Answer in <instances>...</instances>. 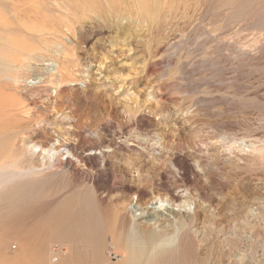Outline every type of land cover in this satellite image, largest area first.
Here are the masks:
<instances>
[{
	"label": "rangeland",
	"instance_id": "374dc122",
	"mask_svg": "<svg viewBox=\"0 0 264 264\" xmlns=\"http://www.w3.org/2000/svg\"><path fill=\"white\" fill-rule=\"evenodd\" d=\"M151 231L153 264H264V0H0V264Z\"/></svg>",
	"mask_w": 264,
	"mask_h": 264
},
{
	"label": "bare ground",
	"instance_id": "6f19581e",
	"mask_svg": "<svg viewBox=\"0 0 264 264\" xmlns=\"http://www.w3.org/2000/svg\"><path fill=\"white\" fill-rule=\"evenodd\" d=\"M76 83V82H75ZM68 144V143H66ZM54 149V148H53ZM57 149V148H56ZM156 202V201H155ZM157 203V202H156ZM151 208V207H150ZM153 210H155L156 208H158V206H153L152 207ZM169 209V208H168ZM150 210V209H149ZM144 211V210H143ZM170 211V210H169ZM168 211V212H169ZM173 211V210H172ZM146 215L148 216L152 213V211L147 212V210L145 211ZM157 222H159L157 220ZM170 236H161L159 235L156 231H151L148 233L147 235V240L154 244L153 247L151 248V250H149V252H147V254L145 255L144 259L142 261H140L138 259L139 255H141L140 251L139 253H135V252H131L130 254V258L128 263L129 264H136L137 260V264H153L155 258L157 256H159L161 253H164L166 251V245L168 243V241H170ZM134 240H139L138 236L135 234V232H132L131 235H129V237L126 240V244L127 246H129V244L134 241Z\"/></svg>",
	"mask_w": 264,
	"mask_h": 264
}]
</instances>
